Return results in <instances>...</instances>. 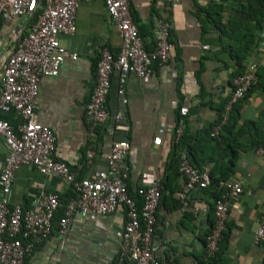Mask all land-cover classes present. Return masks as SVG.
<instances>
[{
  "label": "crops",
  "instance_id": "1",
  "mask_svg": "<svg viewBox=\"0 0 264 264\" xmlns=\"http://www.w3.org/2000/svg\"><path fill=\"white\" fill-rule=\"evenodd\" d=\"M210 1L214 0H180L172 6L170 0H128L134 22L141 26L143 41L150 51L156 46L155 18L170 21L171 56L163 66L152 64L147 77L129 75L123 84L119 73L113 71L107 98L109 116L98 133L92 135L85 111L95 86L100 50L106 45L117 54L121 38L100 0L79 2L75 33L58 36L61 45L77 58H66L56 76L40 78L32 116L34 122L53 129L56 159L75 168L81 178L101 171L111 174L106 158L111 145L117 140H127L128 152L117 167L128 173L129 187L136 190L138 177L144 171L154 174L159 182L164 179L174 151L179 107L187 111L183 128L196 138L214 122L221 104L232 94V63L221 56L227 67L218 56V48L211 42L216 34L208 29L201 12ZM32 14L29 10L26 15L0 19V85L4 57L12 51L17 39L29 31ZM262 36L260 46L248 59V63L256 61L259 68L264 66V32ZM262 87L249 92L237 106L236 128L243 129L241 143L245 145L264 134ZM116 115L121 117L116 119ZM0 118L7 120L14 130L24 123L15 110L0 112ZM6 155V147L0 140V172ZM212 165V161L208 162V167ZM229 179L241 181L243 191L231 199L222 258L225 264H264V244L255 243L253 238L264 213V158L253 146H245L238 153ZM182 183L180 176L173 186L181 191ZM70 189V184L59 175L43 174L35 166L21 165L14 172L9 198L12 204L35 210L41 192L61 197ZM168 192L157 206L152 264H201L202 240L214 220L210 212L214 199L209 192L196 188L188 192L186 205L175 207L172 198L177 194L169 196ZM125 221L124 208L108 215L74 208L64 232H59L57 222L52 225L44 240H34V250L23 264H117Z\"/></svg>",
  "mask_w": 264,
  "mask_h": 264
},
{
  "label": "built area",
  "instance_id": "2",
  "mask_svg": "<svg viewBox=\"0 0 264 264\" xmlns=\"http://www.w3.org/2000/svg\"><path fill=\"white\" fill-rule=\"evenodd\" d=\"M81 0H46L37 21L26 35L20 36L12 51L4 57L0 85V112L15 110L24 123L14 130L10 123L0 118V140L7 151L4 166L0 172V264H23L24 259L34 250V240H44L52 231V217L60 201L55 193L41 192L39 206L35 210L25 209L10 202L14 172L21 165L35 166L43 174L61 176L70 184L75 196L68 204L67 211L58 221V230L63 233L68 215L78 208L81 212L108 215L125 209L124 223L117 264L130 261L132 264H152L156 245L153 234L157 223V206L161 198L160 182L150 172H141L136 191L143 201L139 206L128 194V173L117 167L127 154V140H117L111 145L106 158L111 174L101 171L94 176L79 178L70 165L55 158L56 136L51 127L32 120L39 80L42 76H56L66 58L76 59L75 53L61 45L58 36L73 35L76 30V10ZM108 17L113 22L121 48L117 54L103 45L96 64L95 86L86 104V121L91 135L108 118L107 98L113 71L119 73L123 84L129 75L147 77L152 64L163 66L171 56L169 41L170 21L156 17L153 24L155 48H144L138 28L132 17L128 0H100ZM180 0H170L175 5ZM35 0H0V19H11L33 12ZM2 38L0 30V40ZM258 64L249 62L243 74L232 78L233 92L228 100L222 121L238 100L244 98L249 88L257 81ZM119 94H123L120 86ZM181 115L187 114L184 108ZM121 116L116 115L119 119ZM180 120L175 129V140L182 134ZM219 125L212 135L217 134ZM264 158V145L256 149ZM92 152H88L90 157ZM179 171L183 176L182 189L178 193L183 205L187 204L190 190L204 188L210 182L208 166L196 168L187 153L179 157ZM225 192L214 204V224L206 237V254L213 255L219 250L231 199L242 194L241 181L227 180L223 183ZM254 242L264 244V213L254 233Z\"/></svg>",
  "mask_w": 264,
  "mask_h": 264
},
{
  "label": "trees",
  "instance_id": "3",
  "mask_svg": "<svg viewBox=\"0 0 264 264\" xmlns=\"http://www.w3.org/2000/svg\"><path fill=\"white\" fill-rule=\"evenodd\" d=\"M39 0H35L37 3ZM46 0H42L40 6L34 8L32 14V20L29 26L34 24L45 6ZM201 12L204 13L205 23L208 25V29L216 34L212 43L218 48V56H225L229 63H232L231 77L238 74H243L248 65V59L254 50L258 49L261 41H263L264 32V0H214L210 1L206 8H203ZM138 34L140 38L141 26L138 24ZM207 28L205 29L206 32ZM142 42L143 38H142ZM155 44V43H154ZM144 46L150 51L148 46L144 42ZM228 67L226 60L222 59ZM257 81L249 88L248 92L254 89L261 88L264 86V66L258 68ZM263 88V87H262ZM233 92V85H232ZM232 95V94H231ZM231 97V96H230ZM230 97L223 101L220 108L218 109L217 118L213 123L209 124L205 128L203 134L199 133L196 138L194 134L183 128L185 123L186 115H181V107L177 110V123L182 120V134L178 140H175L174 134V145L173 153L169 158L166 175L164 179L160 181L161 197L166 195L168 192L169 196L174 193L177 197L172 198L174 206H182L181 199L178 197L180 190L174 187L178 178L182 176L179 171V157L181 153H187L190 162L198 169H202L204 166H208V162L212 161L213 165L209 167L210 182L209 184L201 189L210 193L214 199V204L217 199L221 198L225 192L223 183L229 180L230 175L234 172V167L238 158L239 151H243L245 146L247 148L254 147L257 149L259 146L264 145V134L253 137L254 142L250 145L241 143V133L243 129L236 128L238 122V105L240 101L235 102L230 110L227 112V120L222 121L223 112L225 111L226 104ZM219 125L217 134L212 135L214 127ZM97 127L94 130V134L98 133ZM175 133V131H174ZM75 168L72 167V170ZM77 173V172H76ZM79 178L80 172L77 174ZM137 189V188H136ZM177 189V190H176ZM128 194L141 206L143 201L142 197L135 190L133 191L128 184ZM75 193L71 188L66 194L59 197L62 206L57 208L56 212L52 217V225H56L59 219L64 215L65 208L69 200L74 198ZM161 199V198H160ZM62 200V201H61ZM214 204L210 207V212L214 215ZM212 226L205 232L202 240L204 245V251L200 259L201 264H225V259L222 258L221 252L223 250V243L227 237V229L223 233V237L220 241L219 250L213 255L207 256L206 254V237L211 232ZM25 260V259H24ZM124 264H131L130 261H124Z\"/></svg>",
  "mask_w": 264,
  "mask_h": 264
},
{
  "label": "water",
  "instance_id": "4",
  "mask_svg": "<svg viewBox=\"0 0 264 264\" xmlns=\"http://www.w3.org/2000/svg\"><path fill=\"white\" fill-rule=\"evenodd\" d=\"M42 0H39L37 3H36V7H38L40 4H41Z\"/></svg>",
  "mask_w": 264,
  "mask_h": 264
}]
</instances>
